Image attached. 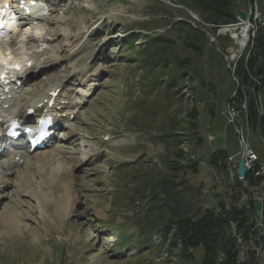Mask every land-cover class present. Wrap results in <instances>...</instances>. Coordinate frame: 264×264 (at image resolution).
Returning a JSON list of instances; mask_svg holds the SVG:
<instances>
[{
	"label": "rangeland",
	"instance_id": "374dc122",
	"mask_svg": "<svg viewBox=\"0 0 264 264\" xmlns=\"http://www.w3.org/2000/svg\"><path fill=\"white\" fill-rule=\"evenodd\" d=\"M183 1L52 0L53 20L40 33L26 30L23 38L19 33L14 39L19 44L14 51L32 58L34 65L13 111L40 91L56 84L52 92L59 90L61 81L81 106L73 103L79 107L74 119L57 131L51 148L31 155L55 154L49 166L40 167L63 166L58 178L37 173L32 159L29 167H0L5 182L0 216L13 207L20 214L18 228L0 233V264H202V247L185 250L173 235L171 248L163 249L153 237L156 232L163 237L166 226L180 218L208 210L223 213L220 204L234 219L230 234L237 246L229 249L224 242L217 263L223 264L227 252L238 254V264H264L257 232L264 219V179L249 184L237 175L240 161L246 164L247 145L259 157L260 167L251 170L254 177L264 168V88L257 92L242 84L238 65L248 60L249 51L221 34L219 27L228 24L197 23L205 35L197 42L200 56L186 47L192 39L188 33L170 32L172 21L192 22ZM258 6L264 19V0ZM32 35L38 43L27 42ZM163 35L174 40L164 46L168 63L160 60L161 51L144 46ZM75 68L85 69L86 76L72 80ZM248 78L260 86L261 78ZM238 89L242 99H234ZM250 98L263 119L256 126L248 120ZM108 133L114 142L105 141ZM219 151L226 158L210 165ZM28 170L31 184L26 187ZM66 173L70 178L63 180ZM69 185L73 205L61 220H51L48 215ZM54 187L61 192L54 193ZM40 192L53 210L48 218L41 211ZM246 215L256 224L236 235L235 222Z\"/></svg>",
	"mask_w": 264,
	"mask_h": 264
},
{
	"label": "trees",
	"instance_id": "16d2710c",
	"mask_svg": "<svg viewBox=\"0 0 264 264\" xmlns=\"http://www.w3.org/2000/svg\"><path fill=\"white\" fill-rule=\"evenodd\" d=\"M243 1L244 0H184L181 3V6L197 14L204 23L224 25L231 24L236 21L238 12L241 10V3H243ZM188 18L192 21L190 17ZM170 24V32L174 31V29H179L185 34L188 33V35L192 37V39L190 38L191 40L185 41L186 47L194 50V52L200 56L202 54V48L197 42L198 40L201 42L200 37H205L203 32H201L200 29L195 28L192 22L189 23L187 19L184 18L176 22L172 21ZM173 42V39L163 35L162 37L157 36L150 38L146 46L149 47L152 45L155 49H157V51H161L162 59L160 60L168 63V61L164 59L166 50V47L164 46L172 44ZM187 60L188 59L183 62L186 63L188 62ZM238 68L239 72L242 74L241 82L244 84V86L250 90V87H255V91L257 92L259 90L262 91L264 88V27L259 29L256 34L254 46L248 57V60L239 62ZM249 75L251 78H261L260 86L250 82L248 80ZM250 90H248L246 93L252 97ZM242 97L243 93L240 92V89H238L234 99H242ZM234 99L232 101H234ZM253 101L254 100L250 98V112L248 120H250L252 125L256 126L258 119L260 118L261 120L262 117L259 116L257 110L255 109V103H253ZM225 156L226 153L224 151H219L211 157L210 165H217L218 160H224L226 158ZM222 167H225L224 163L222 164ZM246 180L249 184H256V182L262 181V178H256L254 177L253 173H248ZM237 182L239 183L238 180ZM219 207L223 209V213L216 214L214 210H208L205 213L195 216L194 218H180L177 221L168 224L163 232L169 233L170 231L174 230L173 235H176L182 239L185 250H188L189 248L197 249L202 247L204 249L202 264H218L217 260L219 257L220 248L224 242L226 243L225 246L229 249L230 247L231 249H234L237 246L236 239L230 234L231 222L234 221V219L227 218L223 204H220ZM235 223L237 224L236 235H243L245 231H247V233L250 232L252 227L256 224L254 220L250 221L247 215L246 218L241 219V221H236ZM257 232L258 236H260V240L264 243V219L262 222V227ZM247 235L248 234H246V238ZM173 245H175L174 241ZM225 255L226 257L223 264H238L236 263V258L238 255L237 253L227 254L226 252Z\"/></svg>",
	"mask_w": 264,
	"mask_h": 264
},
{
	"label": "bare ground",
	"instance_id": "6f19581e",
	"mask_svg": "<svg viewBox=\"0 0 264 264\" xmlns=\"http://www.w3.org/2000/svg\"><path fill=\"white\" fill-rule=\"evenodd\" d=\"M48 2L51 3V0H47ZM251 2V5L252 7H258L257 6V2L256 0H250ZM52 9H55V6L52 4L51 5ZM53 20V19H52ZM8 27H12L14 28V33L12 34V37L14 35H16L17 31L19 30V28L16 26V24L14 23V21H9L8 22ZM29 26V25H28ZM259 26H263V24H261L259 21H251V29L254 31L252 32V37L255 36V33H256V30L258 29ZM249 25L248 23H241L240 25H236L234 26L233 28H228V27H223V30H222V27H219L221 28V34L223 33V35H232V39L235 40V42H237V45L239 46H243L242 48L246 47L248 42H249V37L248 34H249ZM40 28V29H39ZM218 28V27H217ZM29 29H33V30H36L35 33L37 32V30H41V27L39 26H36L35 28H28L27 30ZM40 33V31H38ZM37 32V33H38ZM228 32V33H227ZM27 32H25L26 34ZM36 33V34H37ZM42 33V32H41ZM248 33V34H247ZM23 33V35H25ZM47 34V33H46ZM220 34V33H219ZM40 35V34H39ZM37 36V35H36ZM42 36V35H41ZM40 36V37H41ZM46 36V35H45ZM22 37V35H21ZM33 37V35H32ZM43 37V36H42ZM8 38H11V37H8ZM20 38V37H19ZM18 38V39H19ZM23 38V37H22ZM28 38V36L26 37ZM39 38V37H38ZM37 39V38H36ZM26 40V39H25ZM38 40V39H37ZM42 40V39H41ZM40 40V41H41ZM44 40V39H43ZM212 40H215L214 38H212ZM24 41V40H23ZM15 42V41H13ZM19 42V40H18ZM28 42H36V41H32V40H29ZM39 42V41H38ZM37 42V43H38ZM44 42V41H43ZM17 43V42H16ZM23 43V42H22ZM18 44V43H17ZM40 44V43H39ZM244 44V45H243ZM19 45V44H18ZM21 45V44H20ZM75 47V46H74ZM241 48V47H240ZM15 49V48H14ZM13 49V50H14ZM12 50V49H11ZM19 51V50H18ZM14 52V51H13ZM14 54L16 56H20L19 54H16L14 52ZM16 61L20 62V65L22 66L24 63L27 62L26 58L24 56H20L18 57L17 59H15ZM51 60V59H50ZM26 66V64L24 65ZM24 68L21 69V71L19 72V75H20V78H18L19 80H22V81H27L29 80L32 76V73L31 71H24L23 70ZM85 70L84 69H81L80 70V73L79 75H85ZM59 87V85H58ZM64 87V86H63ZM50 93L52 92V89H49ZM62 91H67V86H65V88L62 90ZM63 94V93H62ZM68 94V92H67ZM33 96V94H32ZM50 95H46L45 92H39L37 94H35V97L33 98V100L28 103V105L26 107H23L20 111H18L17 113H14V114H11L9 112V110H4L3 112L5 113V117L8 118V117H11L10 119H18V120H21L22 123L24 121L28 122L32 117H28L29 115V112L31 110H34L35 111V115L38 114V118H43L44 115H46V113L50 110L51 108H49V105L44 103L45 99H50ZM67 103L64 105V106H61V103H64L66 102ZM18 103V102H17ZM74 102H72V98L71 96L69 97H65L64 95H60L58 101H57V105H60L59 107L60 108H56V109H61L60 111L56 112L55 110H52L51 112H56V117L54 118V121L55 122V125H58L60 119H59V116L62 115L65 113V112H71L74 111V109H77L78 106H76L75 104H73ZM40 104H42V106L40 107ZM15 106V105H14ZM67 109V110H66ZM63 111V112H62ZM50 114L53 116L54 113H51ZM1 117V116H0ZM3 124L4 123H0V131H5L4 128H3ZM110 141V140H109ZM2 143H0V149L2 148ZM45 145H50V142L48 141L47 143H45ZM26 149H23V150H18L16 148H13L11 146H8L6 147H3V150L0 151V166H6L8 169H11L12 168H19V166L21 164H24V165H27L29 160H30V156L29 154L31 153L29 150V147L28 145L25 147ZM59 152V150H55V152ZM35 152V151H33ZM32 152V153H33ZM58 153V154H59ZM34 156V155H33ZM54 156L55 154H51V153H48V154H40V155H37L36 158H35V162L33 165H36V166H39L37 167V170L38 173H44L45 175L47 176H50V179H52L53 175H57L58 173H60L61 171H64L66 170V168H63V166H58L56 169H51L50 172L49 171H43L44 169H42V166L43 165V168L46 167V166H49L50 163L53 161L54 159ZM18 157V160H16V158ZM256 163H250V165H247L246 166V169H247V172L251 171L254 166H255ZM30 166V164H29ZM28 166V167H29ZM35 166V167H36ZM34 167V166H33ZM262 170L264 171V168L262 167ZM33 172V171H32ZM36 172V171H35ZM27 174L29 175L30 174V171L27 172ZM32 175V174H31ZM30 175V176H31ZM42 175V174H41ZM43 176V175H42ZM26 177V176H25ZM56 177V176H55ZM29 177L27 176L24 180V184L23 186H26L28 187L31 183V181H29L28 179ZM58 178V177H56ZM63 180H67L70 178V175L68 173L62 175L61 177ZM62 181V180H61ZM4 183V182H2ZM2 186V185H1ZM25 187V188H26ZM54 193H59L61 192L59 188L57 187H54ZM43 191V190H42ZM61 197H60V202L59 204L56 206V209L53 211L52 210V207L51 206H47L45 205L46 203V195L45 193H43V195L39 194V200L41 201L40 202V206H41V211L43 212V217L44 218H51V220H55V221H59V219L61 220V218H63V214L65 213L66 214V210L72 206L73 204V195H72V185H69V186H65L64 189L62 190L61 192ZM0 195H2V188L0 190ZM48 198V197H47ZM49 201V200H48ZM54 212L52 213L51 217L50 215H46L49 214L48 212ZM47 216V217H46ZM65 217V216H64ZM20 225V214L18 213V211L16 209H11L5 213H3V216L1 215L0 216V233H3L4 231L8 230V229H12V228H18ZM17 230V229H16Z\"/></svg>",
	"mask_w": 264,
	"mask_h": 264
},
{
	"label": "built area",
	"instance_id": "2783aa9c",
	"mask_svg": "<svg viewBox=\"0 0 264 264\" xmlns=\"http://www.w3.org/2000/svg\"><path fill=\"white\" fill-rule=\"evenodd\" d=\"M251 21H259L261 24L264 25V23L262 21V15H261L258 7H252L251 2H250L249 9H248V20L246 23H248L249 31H251V34H252V32H254V31L251 29ZM233 27L234 26H229L228 28H233ZM222 35H223V33H222ZM230 36H232V35H230ZM211 40H212V38H211ZM212 41H215V40H212ZM240 47H243V46L239 45V48ZM245 149H246V154H245L246 164H245V166L250 165V163H256L258 161V159H257L255 153L253 152V150L249 147V145H247ZM258 176H264V171L259 172Z\"/></svg>",
	"mask_w": 264,
	"mask_h": 264
},
{
	"label": "water",
	"instance_id": "95a60500",
	"mask_svg": "<svg viewBox=\"0 0 264 264\" xmlns=\"http://www.w3.org/2000/svg\"><path fill=\"white\" fill-rule=\"evenodd\" d=\"M190 13V16L192 18H196V15L193 14L192 12H189ZM239 17L242 19V20H245L246 17H247V13L244 12V11H239L238 13ZM237 175L240 179H244L245 178V175H246V167H245V161L242 159L240 161V164H239V167L237 169Z\"/></svg>",
	"mask_w": 264,
	"mask_h": 264
},
{
	"label": "snow or ice",
	"instance_id": "6c2138e0",
	"mask_svg": "<svg viewBox=\"0 0 264 264\" xmlns=\"http://www.w3.org/2000/svg\"><path fill=\"white\" fill-rule=\"evenodd\" d=\"M21 6H23V5H21Z\"/></svg>",
	"mask_w": 264,
	"mask_h": 264
}]
</instances>
